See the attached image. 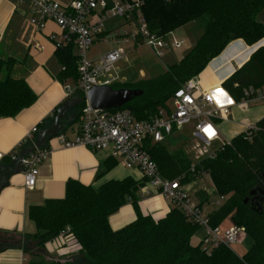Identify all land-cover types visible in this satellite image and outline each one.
I'll list each match as a JSON object with an SVG mask.
<instances>
[{"label": "trees", "instance_id": "obj_1", "mask_svg": "<svg viewBox=\"0 0 264 264\" xmlns=\"http://www.w3.org/2000/svg\"><path fill=\"white\" fill-rule=\"evenodd\" d=\"M106 1L110 7L112 0ZM142 1V14L151 33L166 36L196 22L203 34L193 49L179 63L168 66L163 74L134 85H111L113 89L143 91L141 97L120 109L129 110L139 120L166 108L175 91L198 77L232 41L241 39L252 46L264 39V24L258 20L264 10V0ZM55 57L61 67L57 81L63 85L76 83L80 75L74 45L56 49ZM15 65L16 59L3 57L0 50V119L16 117L37 100L27 81L13 76ZM249 87H264V47L222 84L237 103L243 100L244 91ZM83 106L76 108V121L80 120ZM257 126L259 131L252 133L251 138L240 134L217 150L214 158L196 163L194 173L190 172L193 160L185 150L170 151L165 145L150 149L165 178L176 179L185 174L183 183L190 184L203 173L211 177L214 195L226 197V201L209 213V224L219 227L231 216L233 225L244 228L251 246L243 257L223 245L210 254L200 244L193 245L192 239L201 227L190 222L178 208H172L158 220L143 215L139 203L145 181L131 177L108 181L97 189L76 180L68 181L65 198L29 207L28 217L37 231L12 244L39 258L31 264H82L84 261L87 264H264V209L259 210L258 201L250 196L258 188L264 189V118ZM26 146L32 147L33 143L27 142L2 159L0 175L13 171L16 163L13 156ZM45 147L46 144L42 148ZM116 166V159H107L99 176ZM196 195L201 206L209 203L206 192ZM246 198L250 200L244 204ZM127 204L133 206L136 220L118 231L112 230L110 217ZM67 229L81 250L75 256H63L47 263L46 244Z\"/></svg>", "mask_w": 264, "mask_h": 264}, {"label": "built area", "instance_id": "obj_2", "mask_svg": "<svg viewBox=\"0 0 264 264\" xmlns=\"http://www.w3.org/2000/svg\"><path fill=\"white\" fill-rule=\"evenodd\" d=\"M18 3L28 5L30 24L36 30H43L47 22L55 23L61 30L59 40L54 35L49 38L56 49L74 45L80 77L74 87L69 84L64 86L66 98L80 96L89 102L87 95L94 87L111 86L114 79H101L109 75L117 63L127 60L126 45H146L158 57H163L166 50L184 47V41L173 33L158 36L150 32L142 14V0H112L110 7L106 0H73L68 5L55 0H18ZM116 18H122L124 25L107 33V22ZM97 38L112 42L115 48L89 59L88 51ZM34 48L43 50L39 44H35ZM259 101L264 102V87L247 88L240 103L234 100L232 104H220L215 94L205 89L195 77L175 91L166 108L148 119L139 120L129 110L109 111L83 106L76 137L68 140L63 134H58L55 138L67 149L81 146L96 153L109 152L127 170L138 172L145 181L143 198H152L158 193L171 209L178 208L190 222L204 228L206 234L200 245L210 254L221 245L231 248L233 244L243 243L247 239L245 229L232 225L221 237L219 227L210 226L209 214L191 194L190 184L183 183L185 174L176 179L163 177L150 155V149L154 145H164L171 136L181 134L182 128L192 126L191 144L186 150L193 160L190 172L194 173L196 163L214 158L217 150L231 143L223 137L219 123L230 121L231 108ZM243 127L248 138L259 131L257 124H243ZM37 132L38 129L33 128L18 148L31 142ZM50 153L51 149L45 147L23 158L22 168L28 190H34L39 166ZM13 160L16 161V156ZM220 200L224 203L226 197L221 196ZM57 238L68 253L81 250L69 229Z\"/></svg>", "mask_w": 264, "mask_h": 264}, {"label": "crops", "instance_id": "obj_3", "mask_svg": "<svg viewBox=\"0 0 264 264\" xmlns=\"http://www.w3.org/2000/svg\"><path fill=\"white\" fill-rule=\"evenodd\" d=\"M55 1L68 5L73 0ZM258 20L264 24V10L260 13ZM192 23L173 32V34L178 32L175 37L183 40L184 46L186 29ZM121 24L120 26L124 25ZM115 28L107 29L106 32L109 33ZM50 35L56 36L57 40L61 38L62 32L55 23L47 22L43 30H36L30 24L27 4H20L18 0H0L2 56L16 59L13 76L26 80L37 95L36 102L16 117L0 119V167L2 159L17 150L33 128L38 129V132L33 135L35 138L41 131L53 125L60 107L72 98H66L64 90V86L69 82L63 85L56 79L61 67L56 60V48L49 39ZM35 44H39L43 50L34 48ZM195 45L196 43L188 52ZM263 47L264 39L252 46L241 39L232 41L198 76L202 86L215 94L218 103L232 104L234 99L222 88V84ZM144 76L142 72V77ZM254 104L257 105V103ZM257 106V114L253 117L255 124L264 118V104ZM76 108L72 109L67 119L62 121L64 129L60 134L68 140H73L78 134L80 120L76 121L78 117ZM231 112L238 114L237 106H233ZM227 123L230 124L231 138L228 140L231 141L243 132L244 127L231 120ZM56 136L46 142V147L51 149V153L39 166L34 190H28L25 187L24 172L3 179L0 188V264L31 263V256L26 254L22 247L12 242L22 241L25 236L36 233V226L28 217L29 207L43 205L47 200L65 198L68 181L76 180L97 189L111 180H123L127 177L142 180L138 172L127 170L118 161L114 169L99 176L103 171V163L111 158L109 152L96 153L81 146L67 149L59 144ZM195 198L200 202L196 193ZM206 204L208 203L203 205L204 208ZM139 206L143 215H151L156 220L165 217L171 210L166 200L158 193H155L152 198H143ZM136 218L133 206L127 204L110 217V226L112 230L118 231L134 222ZM58 241V238H55L45 246L50 260L68 256V250Z\"/></svg>", "mask_w": 264, "mask_h": 264}, {"label": "rangeland", "instance_id": "obj_4", "mask_svg": "<svg viewBox=\"0 0 264 264\" xmlns=\"http://www.w3.org/2000/svg\"><path fill=\"white\" fill-rule=\"evenodd\" d=\"M123 22V23H122ZM124 24V20L122 18H116L112 19L107 22V29H113L116 26H120V24ZM121 24V25H122ZM187 33L184 36L185 46L182 49L178 50H166L163 57H158L154 54V52L146 45H126V50L128 52L127 60H122L119 63H117L114 66L113 71L102 78V81L106 80H112L114 79L113 85H134L137 84L140 81H145L148 79H152L154 77H157L161 74H163L168 66L177 64L181 61L182 57L188 53V51L191 49V47L194 45V43H197L200 39L202 32L200 29L199 23H192L187 27ZM178 34L174 33L173 36H176ZM172 36V37H173ZM115 48V45L112 42H105L102 38H97L88 51V58L89 59H95L102 54L106 53L109 50H112ZM142 72L145 74L144 78L142 77ZM69 86L74 87L73 82H69ZM257 105L264 104L263 101L256 102ZM254 103L247 104V105H238V114H232L230 120L235 121V123L239 124H255L254 116L257 114L258 106ZM251 120H250V119ZM221 133L225 139H230V124L227 122H219ZM73 126H75L73 124ZM192 126H186L182 128L181 134L179 135H173L171 136L166 142L165 146L170 151H176L183 149L187 152L188 146L191 144V135H192ZM244 128L243 132L241 134H244ZM240 135V134H239ZM229 141V140H228ZM106 153V152H101ZM190 190L191 194L195 195L200 191L206 192L209 196V203L206 204L205 210L206 212H210L213 210H216L222 205L220 200V196H216L213 193V183L211 180V177L203 173L201 176L198 177V179L190 184ZM157 194V193H156ZM199 198V197H198ZM233 225L232 217L230 216L227 218L220 226H219V233L220 236L223 237V235L229 230V228ZM206 234V231L204 228H201L197 234L193 237L192 243L193 245H199L201 239ZM33 245V244H31ZM251 246V239L247 238L243 243H237L233 244L231 246V249L240 257H243L247 251L249 250ZM29 251H33L32 248H28ZM79 253L76 250L72 253H67L68 256H75ZM62 257V256H61ZM32 261H38L39 258L36 257H30ZM58 258H53L52 260L48 257L45 258V261L51 262L53 260H57ZM80 261V259H78ZM28 264H31L30 262ZM82 264H87V262H83Z\"/></svg>", "mask_w": 264, "mask_h": 264}, {"label": "water", "instance_id": "obj_5", "mask_svg": "<svg viewBox=\"0 0 264 264\" xmlns=\"http://www.w3.org/2000/svg\"><path fill=\"white\" fill-rule=\"evenodd\" d=\"M143 95V91L139 89H113L111 86H96L94 87L87 95V100L89 102H85L86 98L72 97L69 101L63 104L58 110V115L55 118V123L45 130L41 131L39 135L35 137L36 140H32V147H25L23 150L16 156V163L13 171L6 172L0 175V188L5 177H9L20 172H24L22 168V160L26 156L31 155L36 151V149L42 148L49 138L54 137L60 134L64 126H62V121L67 119L68 113L84 104V107L94 108V109H102V110H120L128 103L132 102L134 99L139 98ZM262 180L264 184V175H262ZM250 196L254 197V200L258 199L260 202H257L259 206V210L264 209V189L258 188L250 193ZM249 198L244 200V204L249 202ZM253 201V200H252Z\"/></svg>", "mask_w": 264, "mask_h": 264}, {"label": "flooded vegetation", "instance_id": "obj_6", "mask_svg": "<svg viewBox=\"0 0 264 264\" xmlns=\"http://www.w3.org/2000/svg\"><path fill=\"white\" fill-rule=\"evenodd\" d=\"M258 202H260V200L258 199ZM258 206V205H257Z\"/></svg>", "mask_w": 264, "mask_h": 264}]
</instances>
